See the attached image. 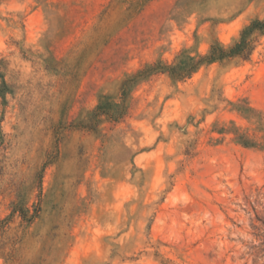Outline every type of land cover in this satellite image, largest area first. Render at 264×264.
Here are the masks:
<instances>
[{
  "label": "rangeland",
  "instance_id": "obj_1",
  "mask_svg": "<svg viewBox=\"0 0 264 264\" xmlns=\"http://www.w3.org/2000/svg\"><path fill=\"white\" fill-rule=\"evenodd\" d=\"M256 19L264 0H0V264H264V149L231 133L264 144V36L75 127L126 75Z\"/></svg>",
  "mask_w": 264,
  "mask_h": 264
},
{
  "label": "trees",
  "instance_id": "obj_2",
  "mask_svg": "<svg viewBox=\"0 0 264 264\" xmlns=\"http://www.w3.org/2000/svg\"><path fill=\"white\" fill-rule=\"evenodd\" d=\"M263 36L264 20L256 19L242 30L239 39L229 47L216 42L205 55L191 56L190 52L185 51L175 64L168 65L162 61L146 64L135 73L124 77L119 83L116 95H102L98 106L89 112L88 116L79 120L75 127L96 133L99 132V128L104 122L118 123L127 115L132 93L140 83L157 74H168L174 81H183L190 78L204 65L237 58L248 60L256 49L259 39ZM244 111L251 112L252 110L245 109ZM231 133L235 135L236 142L245 148L264 149V144L252 140L247 134L239 132L237 128H234ZM14 212H19L22 219L27 222H31L35 218L30 215L29 210L22 202L15 206ZM8 220L0 221V227L4 226Z\"/></svg>",
  "mask_w": 264,
  "mask_h": 264
}]
</instances>
